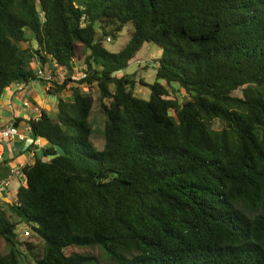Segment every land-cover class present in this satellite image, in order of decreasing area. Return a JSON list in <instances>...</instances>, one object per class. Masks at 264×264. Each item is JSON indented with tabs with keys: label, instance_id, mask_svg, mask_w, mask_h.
<instances>
[{
	"label": "trees",
	"instance_id": "trees-1",
	"mask_svg": "<svg viewBox=\"0 0 264 264\" xmlns=\"http://www.w3.org/2000/svg\"><path fill=\"white\" fill-rule=\"evenodd\" d=\"M148 43L162 53L146 100L125 70ZM34 63L65 70L51 84L72 98L26 122L49 144L0 207L8 245L25 223L45 243L36 264H264V0H0V97ZM83 87L99 93L100 150Z\"/></svg>",
	"mask_w": 264,
	"mask_h": 264
},
{
	"label": "crops",
	"instance_id": "crops-1",
	"mask_svg": "<svg viewBox=\"0 0 264 264\" xmlns=\"http://www.w3.org/2000/svg\"><path fill=\"white\" fill-rule=\"evenodd\" d=\"M28 35V37L31 36V34ZM33 65L38 66L37 63ZM49 67L54 68L53 65H49ZM60 97L70 100L72 98L71 91L67 90L58 94L50 82L38 80L24 82L22 90H17V82H14L6 87L0 97V127H6L16 119H22L18 123V129L25 136L23 139L13 138L0 142V183L9 181L8 187L0 193V205L11 203L9 194L13 200L19 187L26 182L25 178L12 175V170L15 168L23 170L25 166L33 164L36 158H44V149L49 144L44 139H34L27 132V120L38 118L43 111L55 115ZM11 179L18 180L16 188H13Z\"/></svg>",
	"mask_w": 264,
	"mask_h": 264
},
{
	"label": "rangeland",
	"instance_id": "rangeland-1",
	"mask_svg": "<svg viewBox=\"0 0 264 264\" xmlns=\"http://www.w3.org/2000/svg\"><path fill=\"white\" fill-rule=\"evenodd\" d=\"M132 32V25L128 24L124 27L122 32L116 40L112 38V41L105 42V46L108 50L113 52L120 51L128 42L130 34ZM28 35V33H27ZM29 36V35H28ZM81 54L84 53V48L79 45L78 47ZM162 49L157 44L148 43L138 52L136 58L129 62L125 73L128 75L135 74V78L138 81L135 88V94L138 97L148 100L151 95V88L149 85H143L139 82V79H144L147 83L152 84L155 81V69L156 60L161 56ZM83 65H79L76 69H80ZM79 71V70H78ZM59 79L58 75H56ZM175 88H179L175 85ZM84 92L91 93L94 99V105L90 116V124L93 126V133L91 135V142L98 150L104 147V116L102 115L99 107V93L96 89H92L91 92L87 88L83 87ZM182 100H186L187 96L182 90L179 93ZM219 128V127H217ZM13 188L17 187L18 180L11 179ZM12 188V189H13ZM9 200L12 201L11 194H9ZM4 210H8V204L2 203L0 205ZM18 242L15 247L8 245L6 241L0 237V254H7L11 251H15L19 258V264H36L35 257H41L44 251V240L28 225L25 223L18 224ZM68 254L72 253H85L95 255L101 262L107 261L108 256L101 247H70L67 249Z\"/></svg>",
	"mask_w": 264,
	"mask_h": 264
},
{
	"label": "built area",
	"instance_id": "built-area-1",
	"mask_svg": "<svg viewBox=\"0 0 264 264\" xmlns=\"http://www.w3.org/2000/svg\"><path fill=\"white\" fill-rule=\"evenodd\" d=\"M110 40V38H108ZM55 69L53 68H43L38 64V66L35 68V79L38 81H45V82H61L66 77L67 73L63 69H58L56 65H54ZM59 79L57 78V76ZM73 80H80L81 78L85 77V72L83 70H77V72L73 73L71 75ZM24 88V82H17V90H22ZM28 104L27 102L25 103ZM27 132L30 133V126L27 125L26 127ZM13 138H25L24 134L21 133L16 125H14V122L10 123L6 127H0V142L8 139ZM12 175L20 176L21 178H25V173L21 168H15L12 170ZM9 181H3L0 183V193L4 192L5 189L8 187Z\"/></svg>",
	"mask_w": 264,
	"mask_h": 264
}]
</instances>
